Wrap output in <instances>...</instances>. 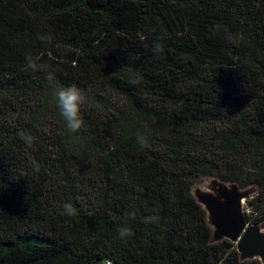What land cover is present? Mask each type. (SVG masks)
I'll return each mask as SVG.
<instances>
[{"label": "trees", "instance_id": "1", "mask_svg": "<svg viewBox=\"0 0 264 264\" xmlns=\"http://www.w3.org/2000/svg\"><path fill=\"white\" fill-rule=\"evenodd\" d=\"M202 177L264 223V0H0V264H262L214 240Z\"/></svg>", "mask_w": 264, "mask_h": 264}, {"label": "water", "instance_id": "2", "mask_svg": "<svg viewBox=\"0 0 264 264\" xmlns=\"http://www.w3.org/2000/svg\"><path fill=\"white\" fill-rule=\"evenodd\" d=\"M251 192L235 184L215 182L195 199L205 209L215 241L227 239L236 244L243 260L258 259L264 264V223L249 224L243 212L244 200Z\"/></svg>", "mask_w": 264, "mask_h": 264}, {"label": "clouds", "instance_id": "3", "mask_svg": "<svg viewBox=\"0 0 264 264\" xmlns=\"http://www.w3.org/2000/svg\"><path fill=\"white\" fill-rule=\"evenodd\" d=\"M37 59H33L31 56L26 58V68L25 70L31 71H46V65H38ZM45 80L48 85L53 89V95L55 97L56 107L59 109L60 116L63 118L66 127L73 133L78 132L84 126V120L81 115L83 106L87 103V96L83 89L79 88L77 85L72 84L69 86L58 84L54 73L47 72ZM17 135L21 140H24L27 144L31 145L33 138L30 134L24 132H18ZM137 143L141 148L148 147L147 138L138 133ZM65 212L68 215H74L75 209L71 204L64 205ZM131 218H135V213L128 214ZM145 222H150L146 219ZM121 239L131 237L134 233L129 227H120L118 229Z\"/></svg>", "mask_w": 264, "mask_h": 264}, {"label": "rangeland", "instance_id": "4", "mask_svg": "<svg viewBox=\"0 0 264 264\" xmlns=\"http://www.w3.org/2000/svg\"><path fill=\"white\" fill-rule=\"evenodd\" d=\"M215 182H220V180L213 178V177H202L200 179H197L195 181H193V183L191 184L190 187V194L195 197L196 193L199 191H208L211 186L213 185V183ZM246 190H249L251 192V194H253V192L256 190L254 187H249ZM250 200V198L244 200L243 203V212L245 214V209L248 207V201Z\"/></svg>", "mask_w": 264, "mask_h": 264}, {"label": "built area", "instance_id": "5", "mask_svg": "<svg viewBox=\"0 0 264 264\" xmlns=\"http://www.w3.org/2000/svg\"><path fill=\"white\" fill-rule=\"evenodd\" d=\"M246 216V215H245ZM249 224H251L250 222H248Z\"/></svg>", "mask_w": 264, "mask_h": 264}]
</instances>
